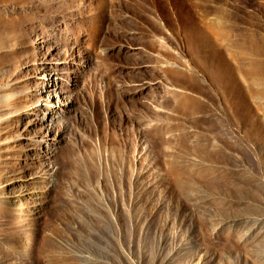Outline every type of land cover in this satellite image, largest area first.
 <instances>
[{
    "label": "rangeland",
    "instance_id": "obj_1",
    "mask_svg": "<svg viewBox=\"0 0 264 264\" xmlns=\"http://www.w3.org/2000/svg\"><path fill=\"white\" fill-rule=\"evenodd\" d=\"M0 264H264V0H0Z\"/></svg>",
    "mask_w": 264,
    "mask_h": 264
},
{
    "label": "bare ground",
    "instance_id": "obj_2",
    "mask_svg": "<svg viewBox=\"0 0 264 264\" xmlns=\"http://www.w3.org/2000/svg\"><path fill=\"white\" fill-rule=\"evenodd\" d=\"M176 80H177V79H176ZM179 82H180V81H179ZM180 84H181V83H180ZM180 84H179V85H180ZM184 84H185V83H184ZM182 94H183V93H182ZM176 96H177V95H176Z\"/></svg>",
    "mask_w": 264,
    "mask_h": 264
}]
</instances>
